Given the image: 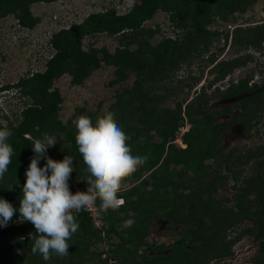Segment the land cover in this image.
I'll return each instance as SVG.
<instances>
[{
  "label": "trees",
  "instance_id": "obj_1",
  "mask_svg": "<svg viewBox=\"0 0 264 264\" xmlns=\"http://www.w3.org/2000/svg\"><path fill=\"white\" fill-rule=\"evenodd\" d=\"M57 1L60 0H0V18L12 15L20 27L32 29L40 18L32 14L31 4ZM257 1L134 0L123 13L113 7L94 11L50 35L48 44L53 52L43 70L26 73L14 83L0 86V96L15 90L23 98L19 121L0 125V128L12 130L8 143L15 151L7 173L0 180V198L16 209H19L23 195L26 170L35 155L32 143L45 133L57 140L55 147L47 149L46 156L56 161L71 156L74 167L71 177H82L83 183L78 185L82 191H87L89 174L75 139L76 121L81 115L90 117L95 125L96 120L107 112L115 113V119L131 137L127 143L132 154L148 156L146 163L123 181L117 193L124 199L119 209L103 211L97 198L96 206L105 225L95 227L86 208L76 214L79 229L69 241L71 246L67 257L53 254L45 261L40 254L34 255L31 236L37 235L36 229L31 222L23 221L17 211L7 227H0V264H108V256L117 258V264H151L157 258L149 260L141 255L137 258V250L146 243L149 228L154 225L153 219L160 216L172 218L169 228L175 223L186 226L181 244L174 245L180 249L181 264H210L212 259L230 256L232 244L244 235L258 241L255 262L264 264V142L236 155L235 148L223 154L220 146L221 135L232 124L239 123L245 133L256 125L261 111H264V79L252 81L254 73H250L229 81L220 96L238 97V100L221 109L210 108L207 97L208 88L253 60L254 55L247 51L217 59L215 53H210L205 62H215L210 68V73L215 74L213 78L201 85L184 106L186 97L174 101L172 106L166 104L184 87L192 89L200 81L201 75L198 74L189 73L177 81L173 76L183 65L189 66L193 59L203 56L215 40L222 39L233 49L259 50L264 46V21L255 25H237L230 32L210 27L215 21H234V14H243ZM158 11L168 14L175 34L152 43L150 40L157 35L159 28L145 27L144 24ZM100 33L116 38L118 45L113 51L94 45L84 47L85 37ZM102 65L114 67V77L109 84H120L107 110L98 116L84 107H77L72 117L62 122L58 117L62 97L53 82L66 74L71 84L81 85ZM259 72L262 73V69ZM131 75V84H122ZM180 83L184 85L178 88ZM235 109L240 111L230 118L217 120L219 115ZM3 116L8 119L7 115ZM182 126L188 127L181 135L185 147H178L174 143L175 134ZM206 159L216 160L217 165L223 164L235 180L232 185L236 190L233 205L225 206L214 196L217 184L228 176L219 178L216 183L215 178L208 177L211 187L205 186L208 180L203 185L198 180L199 171L212 168L205 163ZM252 161L251 171L241 178L245 165ZM45 164L46 159L41 158L38 166ZM188 181L195 183V189ZM184 189L188 192L185 193ZM194 190L198 194L192 199ZM70 191L73 192L71 187ZM250 194H253L252 198H249ZM176 210L184 213L175 218L172 214ZM120 212L124 214L120 215ZM128 219L135 223L120 230L122 222ZM246 219L252 221V226L241 227L232 238L226 239V231L240 226ZM204 232L213 240L209 241ZM188 243L194 244L189 251L186 250ZM100 244H105L106 249L100 247L96 250ZM152 247L146 243L145 251Z\"/></svg>",
  "mask_w": 264,
  "mask_h": 264
},
{
  "label": "rangeland",
  "instance_id": "obj_2",
  "mask_svg": "<svg viewBox=\"0 0 264 264\" xmlns=\"http://www.w3.org/2000/svg\"><path fill=\"white\" fill-rule=\"evenodd\" d=\"M134 3V0H60L55 4H49L45 2L33 3L30 6L33 15L40 18V21L32 28H22L18 25L15 17L8 15L6 17L0 18V86L11 84L17 81V79L26 74L38 70H43L45 62L48 57L52 54L53 49L48 44V39L50 35L56 32L58 29L63 27H68L70 24L81 21L89 13L99 10H105L108 8H115L118 13H123L128 10V8ZM236 19L230 23H224L220 21L213 22L210 27L212 30H229L237 25L247 26L255 25L257 23L264 21V0H258L255 4L250 6L243 14H234ZM145 27H152L153 29L158 27L159 32L157 35L151 38V42L155 43L158 39L163 36H173L175 33L172 30L168 14L163 11H158L154 16L147 20L144 24ZM84 47L87 48L89 45H94L97 47H105L109 51H113L118 45L117 40L113 36H109L105 33L96 34L90 37H85L83 40ZM223 47V48H222ZM222 48V49H221ZM251 52L254 55V59L247 62L245 65L236 68L231 74H229L224 80L216 81L214 86L208 88L207 97L210 99L209 107L221 109L223 106L233 105L238 97L232 98H222L220 96L222 89L227 85L229 81H235L240 77L254 73L252 81L260 82L264 79V46L261 49H233L224 44L222 39L215 40L209 50L200 58H195L192 60L189 66L183 65L179 70L176 71L173 76V80L177 81L180 78H185L189 73L191 75H201L200 81L194 86V88L189 89L187 87L183 88L182 92L178 93V96H173L171 100L166 102V104L173 105L174 101L180 99L181 97H186L187 101L183 102V106L186 102L191 100L195 95V92L199 90L201 85L207 84L215 74L210 73V68L213 64H207L205 58L210 53H215L217 59L228 58L234 55L243 54L245 52ZM202 59V58H201ZM114 67L102 65L97 70H94L90 76H88L81 85H73L70 83V77L66 74L62 75L60 78L53 82V87L58 89L61 94L62 102L60 103V110L58 117L62 122H66L70 119L74 113L75 108L84 107L88 111H93L96 115H101L107 110L109 105L114 99V93L116 88L120 84L110 85L109 81L113 79ZM262 69V73L259 71ZM133 76L122 82L125 85L131 84ZM184 83H180L179 87H182ZM218 87V88H217ZM23 98L19 96L15 90H9L7 94L0 96V125H5L8 121L16 124L19 119V112L22 109ZM240 109H235L233 112L228 114L219 115L217 120H222L224 118H230L237 113ZM3 115H7L6 119ZM188 129V127H181L176 132V137L174 143L180 145V147H185V144L181 141V135ZM264 142V111H261L256 125L251 129L250 132L245 133L243 127L239 123L232 124L226 132H224L220 137V146L222 147V153H227L231 148H235L234 155L239 152H244L250 147H254L257 144ZM57 143V142H56ZM56 143L54 147L56 146ZM206 164L212 165V168L208 171H199L197 178L200 183L205 184L204 181L208 180L206 187H211V182L209 178H215L216 181L224 176H228L226 180L218 183L216 186L215 197L225 206H230L235 203V189L232 185L235 182L230 177L227 169L223 164L217 165L216 160L206 159ZM253 161L249 165H245V170L241 174V178L248 175L251 171ZM237 165H234L236 167ZM240 168V167H239ZM82 177L72 178L70 177L69 186L77 187L82 185ZM189 182V181H188ZM242 179L240 180V183ZM189 184L195 189V183L191 181ZM185 193L188 189L183 190ZM72 192V191H71ZM74 194L76 190L73 189ZM72 192V193H73ZM198 192L196 190L192 193V199L197 196ZM253 194L249 195L252 198ZM162 210V209H161ZM184 213L181 210H176L172 214L173 217H177L179 213ZM124 213L120 212V215ZM156 215V214H155ZM158 216V215H156ZM163 216L153 219L156 223L157 219H162ZM172 218L168 220L171 221ZM164 220V218H163ZM161 221V220H160ZM166 221V222H169ZM158 222V221H157ZM172 222V221H171ZM125 222H122L120 230L124 228ZM170 224H168L169 226ZM252 226V221L246 219L240 226H235L232 229L226 231V239L233 237L236 232L240 230L241 227ZM160 226L159 223L150 226L149 237H159L160 236ZM176 227V226H175ZM183 226H178L175 230H179ZM179 228V229H178ZM206 232H204V235ZM175 236V235H174ZM173 236V237H174ZM209 241L213 239L210 236ZM117 240V238H115ZM146 242L150 243L148 237L145 238ZM114 241V238L113 240ZM118 241V240H117ZM116 241V242H117ZM147 242V243H148ZM114 244V243H113ZM118 244V243H117ZM96 250L100 247L106 249L105 244H100ZM238 247L244 253L238 256L237 262H251L255 263V254L258 249V241L255 240L250 235H244L238 242ZM142 249V247L140 248ZM176 253L180 249H176ZM137 258H140V253L138 252ZM176 262L181 261V257L178 254H172ZM233 258V255L230 257ZM118 262V261H117ZM225 262L224 264H230ZM181 264V263H178ZM257 264V262L255 263Z\"/></svg>",
  "mask_w": 264,
  "mask_h": 264
},
{
  "label": "clouds",
  "instance_id": "obj_3",
  "mask_svg": "<svg viewBox=\"0 0 264 264\" xmlns=\"http://www.w3.org/2000/svg\"><path fill=\"white\" fill-rule=\"evenodd\" d=\"M76 129V144L89 174L86 179L89 185L87 191H77L75 194L70 191L73 158L66 155L62 161H56L47 157V149L53 147L57 140L45 133L32 143L35 155L25 173L26 181L22 187L19 209L0 198V227H7L19 211L21 219L31 222L36 229L37 235L31 236L34 240L31 252L34 255L40 254L45 261L50 260L53 254L61 258L69 255V241L79 229L76 214L85 208L95 207L97 198L101 210L119 209L124 204V199L117 196L123 181L148 159L147 155L132 154V148L127 143L131 137L119 125L113 112L98 118L95 125L90 117L81 115L76 121ZM12 135L11 129L0 128V180L4 178L15 155L13 147L8 143ZM41 158L46 159L43 167L38 166ZM134 223L133 219L125 221L129 227ZM239 240L232 244L231 255L226 258L234 256V249L239 248ZM146 243L139 249L142 247L145 250Z\"/></svg>",
  "mask_w": 264,
  "mask_h": 264
},
{
  "label": "flooded vegetation",
  "instance_id": "obj_4",
  "mask_svg": "<svg viewBox=\"0 0 264 264\" xmlns=\"http://www.w3.org/2000/svg\"><path fill=\"white\" fill-rule=\"evenodd\" d=\"M224 88L222 89V92ZM225 99H228V98H225ZM166 221H169V220L168 219L163 220L162 218V219H157L156 223L154 222L155 225L159 223L160 226H162V227H159V229L161 230L160 231L161 234L158 238L153 237V236L149 237L148 235L150 232L147 234L146 237H148L150 240L149 244H152L153 247L148 249L147 251H145L144 249L138 250L141 256H145L149 260L157 258V260H155L151 264H178L179 263L173 259L174 256L172 254H178V252L176 253L177 250L174 245L181 244L180 239L184 233L183 230L186 226L182 223H175L173 224L171 228H169L168 224L170 223V221L169 222H166ZM178 226H183V227L180 229L178 228L179 230H175ZM229 238H232V237H229ZM193 241L197 242L198 240H193ZM186 247L187 249L186 248L185 249L189 251L194 247V244L188 243Z\"/></svg>",
  "mask_w": 264,
  "mask_h": 264
},
{
  "label": "built area",
  "instance_id": "obj_5",
  "mask_svg": "<svg viewBox=\"0 0 264 264\" xmlns=\"http://www.w3.org/2000/svg\"><path fill=\"white\" fill-rule=\"evenodd\" d=\"M76 192L77 191H82L80 186L78 185L77 187H73ZM87 210L90 211V214H91V217L93 219V222H94V226L96 227H101L103 224H104V221L102 220V218L100 217L99 215V208L97 206L93 207V208H86ZM244 252L239 249V248H236L234 249V256L233 258H230V257H225V258H222V259H213L210 261V264H224L225 262L229 263V261H232L230 264H255L253 261L251 262H237L238 260V256L242 255ZM103 256H105L103 254ZM107 260H108V264H117V260L111 256H108L107 257Z\"/></svg>",
  "mask_w": 264,
  "mask_h": 264
},
{
  "label": "water",
  "instance_id": "obj_6",
  "mask_svg": "<svg viewBox=\"0 0 264 264\" xmlns=\"http://www.w3.org/2000/svg\"><path fill=\"white\" fill-rule=\"evenodd\" d=\"M180 128H181V127H179V129H180ZM177 146H178V147H180V145H179V144H178Z\"/></svg>",
  "mask_w": 264,
  "mask_h": 264
},
{
  "label": "crops",
  "instance_id": "obj_7",
  "mask_svg": "<svg viewBox=\"0 0 264 264\" xmlns=\"http://www.w3.org/2000/svg\"><path fill=\"white\" fill-rule=\"evenodd\" d=\"M55 3H57V2H54V3H51V4H55Z\"/></svg>",
  "mask_w": 264,
  "mask_h": 264
}]
</instances>
